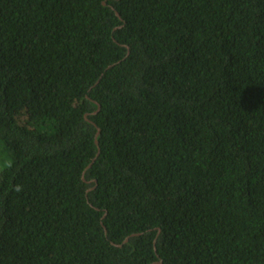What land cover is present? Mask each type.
Wrapping results in <instances>:
<instances>
[{
	"label": "trees",
	"instance_id": "16d2710c",
	"mask_svg": "<svg viewBox=\"0 0 264 264\" xmlns=\"http://www.w3.org/2000/svg\"><path fill=\"white\" fill-rule=\"evenodd\" d=\"M0 144V264H264V0H0Z\"/></svg>",
	"mask_w": 264,
	"mask_h": 264
},
{
	"label": "water",
	"instance_id": "95a60500",
	"mask_svg": "<svg viewBox=\"0 0 264 264\" xmlns=\"http://www.w3.org/2000/svg\"><path fill=\"white\" fill-rule=\"evenodd\" d=\"M116 15L119 17V15L116 13ZM98 132H99V129L97 128V131H96V134H98ZM95 143L97 144V142L95 141ZM88 166H90V165H88ZM106 213H104V215H105ZM105 230V229H104ZM132 235H134V234H132ZM127 239H128V237H126L124 240H123V242H121L120 244H114V243H112L113 245H116L117 247H120V246H122V244L123 243H125L126 241H127ZM158 264H160V262L158 263Z\"/></svg>",
	"mask_w": 264,
	"mask_h": 264
},
{
	"label": "rangeland",
	"instance_id": "374dc122",
	"mask_svg": "<svg viewBox=\"0 0 264 264\" xmlns=\"http://www.w3.org/2000/svg\"><path fill=\"white\" fill-rule=\"evenodd\" d=\"M1 150H2V146L0 144V166L3 164L4 162V156L5 154L4 153H1ZM1 169V168H0Z\"/></svg>",
	"mask_w": 264,
	"mask_h": 264
}]
</instances>
